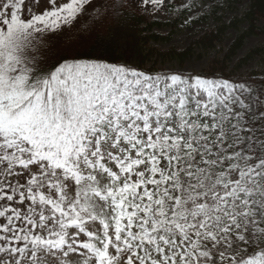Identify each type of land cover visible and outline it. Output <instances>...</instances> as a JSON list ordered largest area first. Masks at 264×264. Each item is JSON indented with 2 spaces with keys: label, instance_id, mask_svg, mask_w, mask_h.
I'll list each match as a JSON object with an SVG mask.
<instances>
[{
  "label": "snow or ice",
  "instance_id": "snow-or-ice-1",
  "mask_svg": "<svg viewBox=\"0 0 264 264\" xmlns=\"http://www.w3.org/2000/svg\"><path fill=\"white\" fill-rule=\"evenodd\" d=\"M162 3L0 0V264H264V79L41 53Z\"/></svg>",
  "mask_w": 264,
  "mask_h": 264
},
{
  "label": "rangeland",
  "instance_id": "rangeland-1",
  "mask_svg": "<svg viewBox=\"0 0 264 264\" xmlns=\"http://www.w3.org/2000/svg\"><path fill=\"white\" fill-rule=\"evenodd\" d=\"M249 5L250 0H163L157 9L144 6L148 11L124 8L118 22L84 17L52 41L51 52L45 47L41 53L71 56L101 34L110 62L149 73L191 71L208 77L223 71L233 79L264 74V17L251 14ZM210 33L217 34L215 40L201 44V36Z\"/></svg>",
  "mask_w": 264,
  "mask_h": 264
},
{
  "label": "trees",
  "instance_id": "trees-1",
  "mask_svg": "<svg viewBox=\"0 0 264 264\" xmlns=\"http://www.w3.org/2000/svg\"><path fill=\"white\" fill-rule=\"evenodd\" d=\"M263 3L264 2H262L261 0H250L249 10L251 14L264 17L263 16L264 15V4ZM221 27L222 26H220L219 28ZM216 35L217 34L213 35L212 33L208 35L204 34L203 36H201L202 37V39L200 40L201 44L203 45L210 44L212 42V39L215 40L214 36ZM74 52H73L74 54L71 56L82 57V58L102 56L103 58H105L106 60L110 62V59H109L110 53L107 51V42H106L104 35H101V34H95L93 38L83 48L77 49ZM64 57H67V56H64ZM217 72L216 71L211 72L208 75V77L230 78L228 74H225L223 71H217ZM230 79L236 82L248 81L249 83H251L253 80L259 82L260 80L264 79V74L255 73V74L248 75L240 79H233V78H230Z\"/></svg>",
  "mask_w": 264,
  "mask_h": 264
}]
</instances>
